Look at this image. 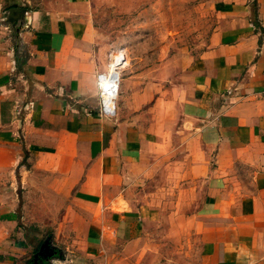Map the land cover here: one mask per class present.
<instances>
[{"label": "crops", "instance_id": "obj_1", "mask_svg": "<svg viewBox=\"0 0 264 264\" xmlns=\"http://www.w3.org/2000/svg\"><path fill=\"white\" fill-rule=\"evenodd\" d=\"M90 6L0 0V264H34L31 227L60 264H144L160 210L197 264H264V0H216L206 48L121 79L110 119Z\"/></svg>", "mask_w": 264, "mask_h": 264}, {"label": "rangeland", "instance_id": "obj_2", "mask_svg": "<svg viewBox=\"0 0 264 264\" xmlns=\"http://www.w3.org/2000/svg\"><path fill=\"white\" fill-rule=\"evenodd\" d=\"M215 2L216 0H90L89 14L98 40L109 54L125 50L127 59L120 70L123 79L134 74L146 76L148 69H153L170 58L197 56L201 53L217 24ZM166 213L167 211L160 210L156 224L145 227L144 237L151 258H145L142 262L197 264L196 250L189 244L190 239L181 240L175 229L171 232L170 226L165 223ZM30 214L32 212H28ZM31 230L29 262L60 264V260L65 259L61 249H55L57 252L54 256L51 255L53 257L46 252L53 250L52 244L55 243L51 239L54 231L36 227H31ZM43 245L46 248L39 252Z\"/></svg>", "mask_w": 264, "mask_h": 264}, {"label": "built area", "instance_id": "obj_3", "mask_svg": "<svg viewBox=\"0 0 264 264\" xmlns=\"http://www.w3.org/2000/svg\"><path fill=\"white\" fill-rule=\"evenodd\" d=\"M127 59L125 50H117L109 55L106 73L96 76V86L99 96L98 113L104 118H114L116 114V99L118 97L122 63ZM114 92L116 98L107 101L108 95Z\"/></svg>", "mask_w": 264, "mask_h": 264}, {"label": "bare ground", "instance_id": "obj_4", "mask_svg": "<svg viewBox=\"0 0 264 264\" xmlns=\"http://www.w3.org/2000/svg\"><path fill=\"white\" fill-rule=\"evenodd\" d=\"M124 62L122 63V66H123ZM116 98L115 96V93L114 92H111L108 97H107V101H110V100H114Z\"/></svg>", "mask_w": 264, "mask_h": 264}, {"label": "water", "instance_id": "obj_5", "mask_svg": "<svg viewBox=\"0 0 264 264\" xmlns=\"http://www.w3.org/2000/svg\"><path fill=\"white\" fill-rule=\"evenodd\" d=\"M43 248H45V246H44V245H43V246H41V248H40L39 252H41Z\"/></svg>", "mask_w": 264, "mask_h": 264}, {"label": "trees", "instance_id": "obj_6", "mask_svg": "<svg viewBox=\"0 0 264 264\" xmlns=\"http://www.w3.org/2000/svg\"><path fill=\"white\" fill-rule=\"evenodd\" d=\"M41 244V243H40ZM40 246V245H39ZM39 248V247H38ZM37 248V250L36 251H38L39 249Z\"/></svg>", "mask_w": 264, "mask_h": 264}]
</instances>
